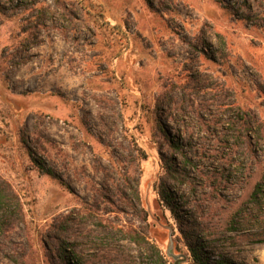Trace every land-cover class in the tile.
<instances>
[{"label": "rangeland", "instance_id": "374dc122", "mask_svg": "<svg viewBox=\"0 0 264 264\" xmlns=\"http://www.w3.org/2000/svg\"><path fill=\"white\" fill-rule=\"evenodd\" d=\"M0 190V264H264V0H0Z\"/></svg>", "mask_w": 264, "mask_h": 264}, {"label": "trees", "instance_id": "16d2710c", "mask_svg": "<svg viewBox=\"0 0 264 264\" xmlns=\"http://www.w3.org/2000/svg\"><path fill=\"white\" fill-rule=\"evenodd\" d=\"M236 121L240 123V125L246 129V131L250 130L251 127L253 126L254 119L248 113H240L237 112L236 114ZM46 172L54 175L53 171L51 169H46ZM167 172L168 174L174 175V169L172 170L169 165H167ZM260 189L258 187L255 188L253 195H257L260 193ZM159 196L160 199L168 206V208L173 212L174 207L172 205V199L170 197V192L165 191V186L162 183H159ZM8 198L6 197V194L4 195L3 191L0 190V208H3L2 215L0 214V224H6L9 222V216H8V211L5 209V207H2V205L5 203ZM136 240V239H135ZM189 248L193 254L194 262L196 264H237L232 261L224 260V259H213L209 255L205 254L202 252L201 247H198V244H192L189 243ZM160 264V263H159Z\"/></svg>", "mask_w": 264, "mask_h": 264}]
</instances>
